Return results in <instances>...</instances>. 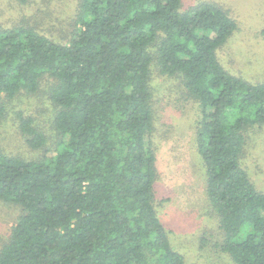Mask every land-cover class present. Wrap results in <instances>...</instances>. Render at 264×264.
Segmentation results:
<instances>
[{
  "label": "trees",
  "instance_id": "1",
  "mask_svg": "<svg viewBox=\"0 0 264 264\" xmlns=\"http://www.w3.org/2000/svg\"><path fill=\"white\" fill-rule=\"evenodd\" d=\"M8 2L17 15L0 25V95L41 93L54 112L49 135L34 114L16 113L40 156L0 150V201L20 212L0 264H186L157 212L154 72L176 78L200 109L195 142L216 246L232 264H264V192L242 163L247 132L264 125V82L221 64L216 51L236 27L223 6L76 0L61 17L37 0ZM27 3L34 12L20 15Z\"/></svg>",
  "mask_w": 264,
  "mask_h": 264
},
{
  "label": "rangeland",
  "instance_id": "2",
  "mask_svg": "<svg viewBox=\"0 0 264 264\" xmlns=\"http://www.w3.org/2000/svg\"><path fill=\"white\" fill-rule=\"evenodd\" d=\"M8 1L0 0V25L10 24L17 15ZM202 1L223 6L236 23L231 35L216 51L224 68L248 83L264 82V0H182V8ZM16 2H13L14 6L19 4ZM37 2L45 14L51 11V15L55 13L62 17L72 15L76 0ZM34 9V3H27L19 14L29 15ZM153 83L158 107L153 142L157 169L154 186L161 222L171 244L184 256L186 264H232L229 255L220 252V247L216 246L222 241V233L205 194V173L195 142L200 117L198 104L183 91L176 78L162 77L154 72ZM42 95L23 93L12 100L0 95V105L6 106L0 123L2 152L28 159L40 156L41 150L28 148L19 130L16 113L21 110L34 114L36 123L49 135L54 109ZM242 163L257 188L264 192V125L247 132ZM19 213L17 206L0 201V243L7 237ZM200 239L206 240L202 248Z\"/></svg>",
  "mask_w": 264,
  "mask_h": 264
}]
</instances>
